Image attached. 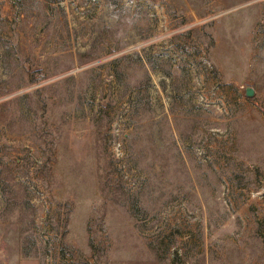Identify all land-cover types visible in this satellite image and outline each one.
Here are the masks:
<instances>
[{
	"label": "rangeland",
	"instance_id": "obj_1",
	"mask_svg": "<svg viewBox=\"0 0 264 264\" xmlns=\"http://www.w3.org/2000/svg\"><path fill=\"white\" fill-rule=\"evenodd\" d=\"M0 264H264V0H0Z\"/></svg>",
	"mask_w": 264,
	"mask_h": 264
},
{
	"label": "water",
	"instance_id": "obj_2",
	"mask_svg": "<svg viewBox=\"0 0 264 264\" xmlns=\"http://www.w3.org/2000/svg\"><path fill=\"white\" fill-rule=\"evenodd\" d=\"M246 94L248 95V96H252V95H254L255 94V90H254V88L253 87H247L246 88Z\"/></svg>",
	"mask_w": 264,
	"mask_h": 264
}]
</instances>
